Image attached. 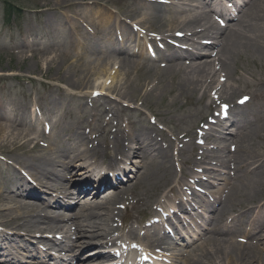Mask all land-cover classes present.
Here are the masks:
<instances>
[{
  "label": "bare ground",
  "instance_id": "bare-ground-1",
  "mask_svg": "<svg viewBox=\"0 0 264 264\" xmlns=\"http://www.w3.org/2000/svg\"><path fill=\"white\" fill-rule=\"evenodd\" d=\"M206 1H44L41 9L47 13L49 27L70 35L68 44L71 46V50L66 55V70L54 81L63 87L59 93L57 92L58 97L47 92L36 100V104L42 107L49 102L63 100L65 97L85 100L84 103L88 104L102 100L104 104L113 105V108L122 104V100L128 95L127 83L131 76V70L140 67L139 64L144 53L141 51L139 58L123 56L118 59L113 57L112 54H118L120 50V46H117L113 37L120 35L124 41L134 40L136 32L132 29V24L144 32H153L154 36H150L151 39L155 42H163L168 50V53L161 54L163 59L158 61H165L166 64L160 63V67L156 65L145 68L151 73H158L154 80L161 82L165 78H171V80L176 78L186 93L189 92L191 95L198 93L199 99L210 97V90L215 89L214 98L205 104V108L209 109L217 103L229 105L228 118L225 119H228V124L225 122L223 124L221 117H215L216 121L209 129L216 131V135L212 137L214 147L209 150L205 146L204 150V158L208 159V162L204 163H211V167L203 168L202 175L207 176L205 187L209 186L208 192L216 193L218 197L225 194L232 202L231 210L225 213L224 218L220 221L223 222V226L217 224L216 227L225 232L233 229L240 230L243 222L252 224L258 222L259 225L264 226V216L261 219L258 218L264 214V72L255 74L248 67L240 68L239 79L254 83L258 89L256 96L260 102L253 113L246 111L244 106L235 102L236 93L240 92V88L227 81L232 78L234 71L238 72L236 64L241 58H245L264 71V0H246L243 9H247L248 13L245 14L244 19H247L248 24L245 30L225 34L210 26L203 30L197 28L199 21L203 25L209 23V16L202 14L199 10V5L205 4ZM108 6L117 7L119 11L114 10L115 12H113ZM82 13L85 15H81ZM55 17L59 19H55ZM81 19L86 20L87 26L92 29L94 36L100 34V37L103 38L100 51H97V54L94 50L97 39L90 40V37L84 35L82 27L77 24ZM176 32L182 34L178 47L172 46L170 41H167L169 38L171 41L176 40ZM147 35L149 34L147 33ZM212 49L216 51L218 67L214 65V59L209 58L205 54L206 52H203ZM49 52L53 55L45 60L47 71L51 68V63L61 56L57 55V52L60 53L62 50L58 47ZM200 56L209 59L202 61ZM34 67H38V60L34 62ZM26 68L29 70L32 67L26 66ZM72 69L73 73L69 74L67 70ZM67 88L71 90L69 91ZM137 93H134L135 97ZM60 110L61 108H57L52 112H57V115L63 114L64 112ZM14 112L12 103L6 104L0 98V154H3L10 163L14 162L16 166H13L17 170L19 167L24 169L35 186L27 184L25 177L19 175L18 171L10 164L8 168L12 177L0 176V226L2 227L0 257L9 254L20 256L17 247L25 252L28 249L36 254H45L51 245L48 241H52L45 235L54 237L63 226L66 227H64L63 237L65 242L61 245L59 252L66 250V247L78 246L81 248L80 246L87 242L97 249L98 247L102 248L99 245L101 241H94L97 236L100 238L103 236L106 239V241H102L104 245L110 243L111 247L121 249L122 244L118 241L126 232L116 233L117 227L113 222L115 208L108 209L103 214H96L93 209L109 204H122L124 198L121 195L127 193L130 187L126 188V184H122L119 192L121 197L112 202L105 201L93 205L94 200H86L83 203L81 200L85 199L83 198L85 196L78 195L66 187V182L63 181L69 175L74 178L72 181L74 187L75 184H90L95 187L97 180L93 173L111 168L119 161V164L127 168L124 176L129 181L128 183H131L137 176L139 181L142 180L147 184V190L160 191L161 197L156 198L154 202L158 203L159 207L165 208L170 203V196L166 193V189L171 191L175 188L176 192L180 193L182 188H179L178 184L185 180L186 175L192 174L190 166L189 170L183 172L178 180L172 171L170 177L167 178L160 174L157 168L153 171L150 170L148 162L153 160V150L161 152L166 159L171 158V155L168 148H164L156 140L155 136L158 133L155 134L152 128L136 129L132 121L126 123L127 127L125 128L119 127L117 121L114 131L107 132L110 139L105 140L103 137L102 141L97 140L96 136L91 139L72 122L65 131L71 133L73 143L68 141L65 144L58 141L59 144L56 145L54 138L56 128H53L54 134L48 138V145H42L40 143L41 134L38 131L33 134L32 132L36 131L33 126L28 128L27 125L19 123ZM102 113L110 115L109 120L113 121L116 118L119 121L122 120L116 111L111 113L109 108H104ZM254 113L260 115L251 120L250 115ZM196 114L189 115V118H195ZM94 116L95 113L89 110L85 119L90 120ZM105 126H109V122H106ZM203 134L206 136L207 131H204ZM85 143L91 144V148H88ZM189 145L191 148L193 147L192 143ZM230 145L235 146L234 151L228 149ZM52 147L54 149L56 147L55 151L58 154L53 151ZM117 156L120 158L117 159ZM132 162L135 163L132 164ZM144 165H147L148 168ZM202 175H194L196 183L202 182ZM174 183L175 186L171 188V184ZM104 193L106 192H103L102 195ZM17 194L26 195L29 198L19 199ZM110 194L116 193L111 191ZM202 196L196 194L193 198H199L203 202ZM54 197L60 198L63 204L61 207V204H56V201L53 200ZM104 198L106 196H101V199ZM134 202L135 205H138L137 209L141 207V211L152 212L149 202L143 201L142 195ZM51 206L56 210L48 208ZM203 206H205V213H208L214 206V202L206 201ZM66 208L70 210H63ZM133 208L135 209V207ZM178 208L181 211L185 210L186 205L180 202ZM236 211H238V215L227 223L228 216ZM203 215L204 213L200 216ZM136 217L132 213H129L127 217L122 212L118 215L121 226L127 225L129 235L135 233L139 236L138 226L125 223L128 219L133 218L136 223H140V219ZM172 219H179V217L172 212L168 215L167 220L171 222ZM72 223L77 229L76 240H72L70 232ZM156 226L155 224L149 226L143 235L146 238L153 236L154 241L168 239L166 234H163L160 239H156ZM22 232L29 236H35L38 233L39 237L33 239V243L22 242L20 240ZM87 232L89 235L86 234ZM262 235L254 242H251L248 237L245 244L239 243L233 238L217 239L214 242V238L207 235L194 248L186 249L183 256L179 252L178 259H184L186 264H264V246H262L264 243L261 242L264 239V232ZM86 236H89V241L78 240L86 238ZM122 239L125 241V238ZM36 244H41L43 248H39ZM210 247L213 250H210ZM94 252H89L86 255ZM32 261L34 260L31 259Z\"/></svg>",
  "mask_w": 264,
  "mask_h": 264
},
{
  "label": "rangeland",
  "instance_id": "rangeland-1",
  "mask_svg": "<svg viewBox=\"0 0 264 264\" xmlns=\"http://www.w3.org/2000/svg\"><path fill=\"white\" fill-rule=\"evenodd\" d=\"M9 1L12 2L13 5H9L7 2L0 0V98L3 101L5 100L11 102L13 109L15 110L14 115L17 116L18 122L26 124L27 122H30L32 112V108H30V101L35 102V100L40 98L41 95L45 93L47 94V92L58 97L57 92L59 93L60 89L63 88L54 81L56 80L55 78L63 74L67 68V53L65 51L69 50V45H67L69 39L60 46L62 52H57V55L60 54L61 56L56 58L51 63V68L47 71L45 60L50 55H53V53L49 54L51 53L49 52L51 49H47L46 47L48 46L46 45H44L43 48H38L32 44L33 42H31L33 40V36L36 35L40 27L43 31L37 36L39 38L38 40H41L46 36L45 30L48 29L51 31V28H53L49 27L50 23L47 21V13L41 9V5L46 0ZM108 8L113 12L119 11L117 7L108 6ZM5 12H7L9 16L8 19ZM83 13L81 15H85ZM165 13L167 14V12ZM56 16L58 17V15ZM57 17H55V19H59ZM77 24L82 27L84 35L86 37H90V40L97 37L90 34L92 29L87 26L86 20L81 19V21H78ZM46 38L47 40H50L52 38V34L50 33ZM61 38L66 40L68 38V34L62 33ZM36 60H38L37 68L34 67V62ZM26 66L32 68L28 70ZM242 66L252 69L255 74H259V72L261 73L264 71H261L245 58H241L236 64L238 72L236 73L234 71L232 78L227 80L229 83L239 86L240 88V92L236 93L237 95L235 96V101L243 95L250 96L251 100L244 105V108L246 111L253 113L260 102L256 96V94H258V89L255 87L256 85L254 83L248 81L245 82L244 80L239 79L241 74L240 68ZM73 71V69L67 70L69 74H72ZM157 76V72L151 73L145 70V68L132 69L131 76L128 78L127 83L128 95L122 100V102L126 100L125 102L127 104L133 105L134 107L140 106L142 111L156 116L157 120L162 121L170 127L171 131L169 130V134L175 137L181 133H186L188 136H191V133L195 134V128L199 126L200 122H202L208 114L211 113L210 115H213L214 112L215 114H219L220 105L218 104L214 106L216 107L215 109L212 108L213 106L209 109L205 108V104H207L211 98H214L215 89L210 90V97L199 99L198 93L193 95L189 94V92L186 93V90L178 83L176 78H173L172 80L171 78H165L162 79L161 82H158V80H154ZM67 89L69 91L71 90L69 88ZM134 93H137L136 97ZM84 102L85 100L82 101L78 98L71 99L65 97L63 100L60 99L54 103H50L49 106H52L53 103L64 111L63 115L57 116V137L61 142L64 143L66 138L69 137L70 132L65 131L64 128L68 123L72 122H74V124L80 128L79 130L84 132L87 136H91L93 138L94 135L100 133L96 136V139L102 140L103 137H105V140L110 139L108 133H95V128L97 129L100 125H102V121L106 119L104 113L101 114V110H103L106 106L103 105V102L96 101L95 110L98 111L97 113L99 114L97 116L98 121L96 120V122L95 120H92V124H88L84 117L86 116V112L90 109L89 107L93 106V103L91 102V104L89 103V105H85ZM81 104H83V106H81ZM119 106L120 105H118V108L115 109L112 108L113 111L111 110L110 112L114 113L116 111L124 121L131 119L134 121L137 120L135 121L136 123L134 126L138 129L145 127V125L149 126V122L145 119H139L147 117L145 114L143 115L142 113L143 116L135 118L132 111L127 110L122 107V105L120 106L121 108H119ZM195 113H197L195 118H189V115ZM259 115L260 114L254 113L250 115V118L254 119ZM115 122L116 120L109 125L107 128L108 132L114 131ZM90 128H93L94 130L92 129L89 132ZM163 133L166 134L165 132ZM65 134H67L66 137ZM43 142L46 144V139ZM57 144H59L58 141H56V145ZM173 148H177V146L173 144ZM0 156L4 157L3 154H0ZM185 156L190 157L191 150L179 156L178 161L173 159L174 167L176 169H178L180 161L183 160ZM173 157L175 158L176 156ZM157 165H160L161 170L166 171V175L168 177L170 172V169L168 168L169 162L163 157V154L159 153L158 159L153 161L152 166L156 167ZM145 166L147 167V165ZM203 166H205V164L201 165L200 169ZM197 170L198 168H195L193 171L197 172ZM163 171H161V174H163ZM0 173L2 175L7 174L6 167L1 164ZM132 186L136 189L132 194L128 195V197H132L129 201H133L142 195L143 201L149 202L155 206V204H153L154 200L161 196L160 191L157 192L154 189L147 190V184L142 180H134L132 182ZM172 195H174V193H172ZM176 201L177 200H175V202ZM115 208H117V205ZM156 215H158V213H152L150 216L140 213V223L144 226L148 223L149 218ZM116 219L118 218H115V225L119 224ZM244 230L245 227L242 228V231ZM234 231L228 232L226 235H228V237L240 235V233L237 234L238 231Z\"/></svg>",
  "mask_w": 264,
  "mask_h": 264
},
{
  "label": "snow or ice",
  "instance_id": "snow-or-ice-1",
  "mask_svg": "<svg viewBox=\"0 0 264 264\" xmlns=\"http://www.w3.org/2000/svg\"><path fill=\"white\" fill-rule=\"evenodd\" d=\"M245 99H247V98H245Z\"/></svg>",
  "mask_w": 264,
  "mask_h": 264
}]
</instances>
